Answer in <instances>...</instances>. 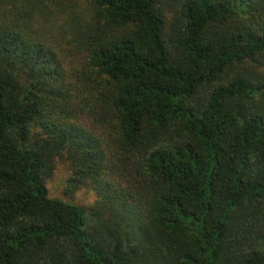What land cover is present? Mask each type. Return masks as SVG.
<instances>
[{"label": "trees", "instance_id": "1", "mask_svg": "<svg viewBox=\"0 0 264 264\" xmlns=\"http://www.w3.org/2000/svg\"><path fill=\"white\" fill-rule=\"evenodd\" d=\"M0 264H264V0H0Z\"/></svg>", "mask_w": 264, "mask_h": 264}, {"label": "rangeland", "instance_id": "2", "mask_svg": "<svg viewBox=\"0 0 264 264\" xmlns=\"http://www.w3.org/2000/svg\"><path fill=\"white\" fill-rule=\"evenodd\" d=\"M71 175L70 167L64 161H59L53 177L47 182L49 195L79 205L84 210H90L97 199V194L90 188H82L76 192L69 191L67 180Z\"/></svg>", "mask_w": 264, "mask_h": 264}]
</instances>
